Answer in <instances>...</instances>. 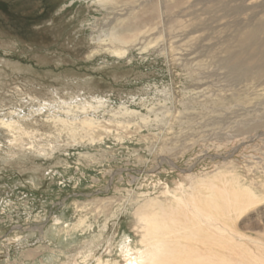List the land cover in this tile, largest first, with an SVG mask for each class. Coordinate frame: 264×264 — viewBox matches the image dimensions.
I'll list each match as a JSON object with an SVG mask.
<instances>
[{
    "label": "rangeland",
    "instance_id": "obj_1",
    "mask_svg": "<svg viewBox=\"0 0 264 264\" xmlns=\"http://www.w3.org/2000/svg\"><path fill=\"white\" fill-rule=\"evenodd\" d=\"M263 64L264 0H0V264H125L138 207L209 183L241 200L217 264H258Z\"/></svg>",
    "mask_w": 264,
    "mask_h": 264
},
{
    "label": "bare ground",
    "instance_id": "obj_2",
    "mask_svg": "<svg viewBox=\"0 0 264 264\" xmlns=\"http://www.w3.org/2000/svg\"><path fill=\"white\" fill-rule=\"evenodd\" d=\"M176 1L181 2V0ZM160 12L159 16L162 17L163 10ZM256 31V28H251L247 36H243V38L240 36V38L245 43L246 41L253 42L256 38L253 34ZM114 37L119 38L118 36ZM233 61L240 63L242 60L238 56L234 57ZM261 69H264V64ZM89 121L91 119L84 120L88 124ZM205 187L210 193L204 202L201 198L202 192L189 191L185 196H175L176 203L174 205H162V203H159L160 201H153L146 204L145 207H138L139 217L146 225L144 227L145 233L141 238L142 247L134 250L130 243L121 242L119 252L125 257V264H172V261L179 264H217L219 259L214 251V245L217 243L216 235H223L224 239H227L226 234L228 235L227 232H229L226 227H220L216 224L217 216L220 212L229 211L233 205L235 206L236 203L241 202L240 192L220 189L217 191L218 194H215L212 193L214 188L212 183ZM194 188L192 187L191 190ZM243 193L245 192L243 191ZM78 227L79 225L76 223H67L58 228L56 231L57 236L61 242H64V237L73 239ZM179 237L201 243L204 246V252L195 247L191 250L193 254L190 258L175 255L174 248L176 246L171 244L177 243ZM257 250L258 254H255L251 259L258 264H264V248L257 247ZM62 251V248L58 249L59 253H62ZM219 261L223 262V259ZM43 264L49 263L43 261ZM96 264H120V262L106 261L103 263V259H97Z\"/></svg>",
    "mask_w": 264,
    "mask_h": 264
}]
</instances>
